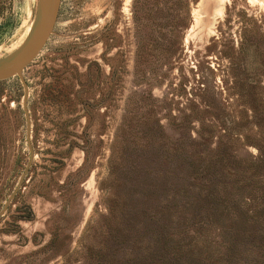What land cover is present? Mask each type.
Returning a JSON list of instances; mask_svg holds the SVG:
<instances>
[{
	"label": "rangeland",
	"instance_id": "374dc122",
	"mask_svg": "<svg viewBox=\"0 0 264 264\" xmlns=\"http://www.w3.org/2000/svg\"><path fill=\"white\" fill-rule=\"evenodd\" d=\"M36 6L37 0H0V58L21 43ZM145 7L134 30L132 0L59 1L52 32L22 70L28 87L32 160L0 215V264H124L127 253L119 237L104 235L108 227L120 228L124 221L117 214L105 217L106 202L114 191L120 193L128 214L135 216V207L145 198L138 197L141 182L129 166L133 157L129 150L123 160L125 183L114 181L107 164L112 133L121 121L127 128L142 130L153 126L158 116L166 139L174 133L171 129L179 127L185 134L183 144H190L187 130L196 138L193 130L202 115L194 111L197 102L209 106L214 122L227 134L237 130L239 110L246 105L238 104L239 98L222 80L226 61L218 50L248 48L249 93L264 100V56L259 54L264 52V0H191L190 22L174 64L167 51L173 38L171 0H147ZM194 65L206 74L198 87L202 91L188 71ZM110 67L115 74L107 78ZM86 69L90 73L84 76ZM143 73L152 79H144ZM21 96L17 76L0 80V209L28 159ZM107 97L113 100L108 109L103 104L84 107L80 101L101 104ZM167 107L179 120L170 118ZM183 113L188 114L185 119ZM192 115L197 119L191 121ZM156 139L165 141L162 135ZM233 146H238L241 158L256 153L235 141ZM192 192L176 199L191 201ZM258 198L253 188L247 193L235 188L229 203L231 218L222 225L215 216L202 219L201 225L185 217L181 243L189 256H183L180 264H198L201 257L205 262L222 261L226 252V264H264ZM27 208L31 219H21ZM164 210V206L158 209L151 222L154 230L162 224ZM218 227L225 231L219 237ZM151 237L149 232L143 241L149 243ZM50 238L53 244L48 243ZM136 246L135 240L130 256L136 264L150 261L152 254L141 255V250L134 251ZM59 252L64 254L56 255Z\"/></svg>",
	"mask_w": 264,
	"mask_h": 264
},
{
	"label": "trees",
	"instance_id": "16d2710c",
	"mask_svg": "<svg viewBox=\"0 0 264 264\" xmlns=\"http://www.w3.org/2000/svg\"><path fill=\"white\" fill-rule=\"evenodd\" d=\"M190 1L171 0L174 13L173 38L168 42L167 51L170 53L172 64L176 62L175 58H178L182 50V35L190 22ZM146 3L147 0H132L134 30L139 27ZM104 37L102 35V38ZM218 52L219 58L226 61L225 68L221 70L222 75L224 74L222 80L228 84L230 92L232 91V94L239 98L238 104L246 105L239 110L237 122L240 123L237 130L227 134L225 128L217 126V123L214 122L215 117L209 112V106L197 102L194 111L202 112V115L199 119L195 118L197 116H191V121L197 119L199 125L193 130L196 138L191 136V130H187L189 134L187 138L192 140L190 144H183L181 138L185 134L181 129L179 130V127L176 130L171 129L174 133L167 135L166 139L165 128L159 123L158 116L153 118V126L150 125L142 130L127 128L121 121L112 133L107 164L110 173L114 175V181L117 180L120 184L125 183L127 174L124 170L123 160L127 157L129 150L130 155H133L130 161L133 166L131 163L129 166L131 170H136L141 182L138 197L140 194L144 195L146 200H141L135 207V216L128 214L127 205L121 200L120 193L117 194L114 191L113 196L106 202L105 217L114 218L117 214L124 221L120 228L108 227L104 232V235L109 239L119 237L120 244L124 245L127 253L124 264H136L130 256L135 240L137 246L134 251L141 250V255L146 252L144 255L146 257H150L148 253L152 254L150 261L137 264H180L184 259L183 256L186 258L189 256V253L183 252L185 246L181 243L183 242L182 233L185 229L184 218L189 216L196 219V223L200 225L202 219L207 220L212 216L221 219L220 225L223 221H229L232 214L229 203L233 201L232 196L235 188L245 190L246 193L248 189L255 190L259 197L256 214L260 222L264 221V100H259L258 97H254V94L249 93L252 86H250L251 79L248 77L250 72L247 64L248 48L246 46H231L218 50ZM259 54L264 56V52ZM188 71L197 84V89L204 90L198 87H202L200 86L203 85L202 78H205L206 74L201 72L197 65L190 67ZM114 72L110 67L107 78H111L115 74ZM89 73L90 70L86 69L83 75L87 76ZM141 76L144 79H152V75L145 76L143 73ZM80 101L84 107L98 108L103 104L105 109H108L113 100L107 97L101 104L99 101L89 104L86 99ZM252 103L255 105L252 106ZM166 110L170 118L174 121L179 120L180 117L172 114L171 108L167 107ZM84 115L86 120L89 119L87 111ZM184 115L188 114L183 113V119L186 118ZM125 122L127 124V121ZM157 135H162L165 141L157 140ZM130 137L132 140H128ZM228 137L242 146L253 147L256 153L248 158H241L238 154V146H233L234 141L230 142ZM136 138L139 141L133 140ZM129 141L131 144L126 146ZM186 189L188 192L193 189V200L178 201L176 196L184 194ZM150 199L152 202L149 204ZM162 206L165 209L160 214V216L164 215L161 217L162 224L154 230L151 228V222L155 220L156 213ZM26 211L27 215L21 219H31L32 213L28 208ZM149 232H151L152 241L145 243L143 237ZM223 232L225 231L218 227V237L222 236ZM48 243L53 244V238H50ZM226 253L222 254V261L216 259L205 262V259L201 257L198 264H226L229 260ZM63 254L64 252H59L56 255Z\"/></svg>",
	"mask_w": 264,
	"mask_h": 264
},
{
	"label": "water",
	"instance_id": "95a60500",
	"mask_svg": "<svg viewBox=\"0 0 264 264\" xmlns=\"http://www.w3.org/2000/svg\"><path fill=\"white\" fill-rule=\"evenodd\" d=\"M60 0H37L36 11L31 25L21 43L8 55L0 58V80L17 76L22 87L21 108L25 123V143L28 149V159L20 173L17 182L4 200L0 215L19 189L21 182L32 160V147L29 140L30 119L27 110L28 87L22 76V70L33 60L43 47L52 32Z\"/></svg>",
	"mask_w": 264,
	"mask_h": 264
}]
</instances>
